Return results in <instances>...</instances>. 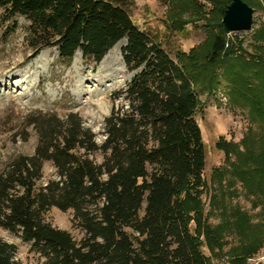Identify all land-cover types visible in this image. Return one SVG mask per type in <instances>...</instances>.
I'll list each match as a JSON object with an SVG mask.
<instances>
[{"label":"trees","instance_id":"1","mask_svg":"<svg viewBox=\"0 0 264 264\" xmlns=\"http://www.w3.org/2000/svg\"><path fill=\"white\" fill-rule=\"evenodd\" d=\"M210 1L220 15L218 30L175 61L155 36L136 26L126 0H0V17L12 32L17 18L30 23L27 42L35 53L56 48L64 62L81 53L98 65L124 40L123 61L134 73L116 94L125 95L126 103L105 119L101 144L78 113L36 112L26 127L38 138L34 153L0 169V229L31 244L43 264H213L203 250L221 251L228 234L238 239L228 263L247 264L264 246L251 216L229 210L226 202V191L235 195L240 184L252 208H260L264 227V22L247 59L241 42L236 48L224 33L221 20L230 0ZM172 2L175 28L187 24L181 19L186 10L202 12L196 0ZM229 61L232 101L241 100L263 129L249 131L243 151L217 143L227 166L215 169L211 179V205L220 218L214 226L202 199L206 151L195 118L202 108L199 93L217 88V72ZM28 139L25 130L22 141ZM46 163L55 178L45 181ZM52 208L72 210L84 237L76 240L53 227L45 217ZM17 253L16 245L0 238V264H17Z\"/></svg>","mask_w":264,"mask_h":264},{"label":"rangeland","instance_id":"2","mask_svg":"<svg viewBox=\"0 0 264 264\" xmlns=\"http://www.w3.org/2000/svg\"><path fill=\"white\" fill-rule=\"evenodd\" d=\"M126 1L130 5L127 10L136 26L150 36H155L175 61L178 60V55L188 54L191 49L202 45L212 31L218 30L220 15L210 0H196L202 12L193 8L186 10L181 19L187 24L180 29L175 28L171 22L173 13L177 11L172 0ZM247 1L254 10L252 30L226 36L228 42L234 43L236 48L241 42L242 55L249 59L255 53L254 36L264 22V14L259 0ZM16 23L17 28L12 32V24L4 23L0 17V169L18 155L34 153L38 138L31 127H26L28 117L36 112L55 113L60 117L70 112L78 113L84 125L92 130L96 141L101 144L105 139V119L110 116L114 107L118 108L126 103L125 95L116 97V94L126 90L134 76L123 61L125 41L122 40L119 42L120 46L116 45L110 50L103 59L104 63L96 65L93 61L83 59L79 53L76 54L77 62L73 65L74 58L70 62H64L56 48L35 53L27 42L30 23L22 17L17 18ZM236 55L240 56V52ZM231 64L232 61L227 62L217 72V88L211 94L199 93L202 108L195 118L202 130L206 151L203 174L206 188L202 199L205 213H211L209 222L214 226L220 223V218L211 205L215 188L211 179L215 169L227 166L225 154L217 148V143L225 140L238 145L240 151H243L241 142L249 131L259 134L263 129L256 124L250 109L241 100L233 102L231 99L229 75L226 74V68ZM25 130L29 132L27 142L22 141ZM95 159L103 161L101 154L95 155ZM234 160L233 155L231 161ZM53 178L55 169L51 163H46L44 179L46 181ZM236 191L232 196L226 191L229 210L239 208L246 212L264 237L260 208H252L251 199L240 184L236 185ZM143 214L142 210L141 215ZM45 217L53 227L68 231L76 240L84 237V232L74 223L72 210L61 212L52 208ZM0 238L17 246V264L44 263V259L32 251L31 244L23 242L18 236L0 229ZM225 241L226 245L221 251L204 248V254L213 264H229L227 252L238 245V239L228 234ZM247 264H264V246Z\"/></svg>","mask_w":264,"mask_h":264},{"label":"water","instance_id":"3","mask_svg":"<svg viewBox=\"0 0 264 264\" xmlns=\"http://www.w3.org/2000/svg\"><path fill=\"white\" fill-rule=\"evenodd\" d=\"M253 15L254 10L243 0H230V4L224 11L222 18L224 33L230 35L235 32L251 31ZM126 44L127 41H125Z\"/></svg>","mask_w":264,"mask_h":264},{"label":"bare ground","instance_id":"4","mask_svg":"<svg viewBox=\"0 0 264 264\" xmlns=\"http://www.w3.org/2000/svg\"><path fill=\"white\" fill-rule=\"evenodd\" d=\"M120 45H121V43L117 44V47L120 46ZM77 55L74 56L73 65L76 64V62H77V57H78ZM102 63H104V60L102 61Z\"/></svg>","mask_w":264,"mask_h":264}]
</instances>
